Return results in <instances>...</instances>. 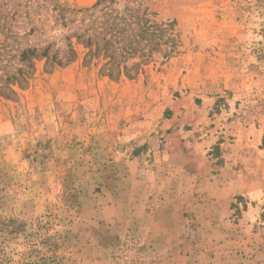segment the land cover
Segmentation results:
<instances>
[{"label": "rangeland", "instance_id": "1", "mask_svg": "<svg viewBox=\"0 0 264 264\" xmlns=\"http://www.w3.org/2000/svg\"><path fill=\"white\" fill-rule=\"evenodd\" d=\"M96 1L0 0V264H264V0H121L174 47L118 79Z\"/></svg>", "mask_w": 264, "mask_h": 264}, {"label": "trees", "instance_id": "2", "mask_svg": "<svg viewBox=\"0 0 264 264\" xmlns=\"http://www.w3.org/2000/svg\"><path fill=\"white\" fill-rule=\"evenodd\" d=\"M81 12L86 14L87 21L75 37L87 49L85 58L101 62L100 71L109 78L133 77L163 45L171 47L164 54L172 52V32L167 24L152 19L153 12L148 7L122 4L121 0H97L76 11ZM122 256L120 253L119 258Z\"/></svg>", "mask_w": 264, "mask_h": 264}]
</instances>
